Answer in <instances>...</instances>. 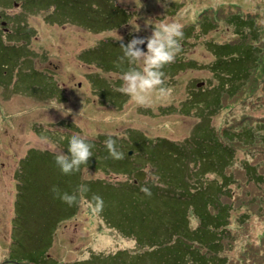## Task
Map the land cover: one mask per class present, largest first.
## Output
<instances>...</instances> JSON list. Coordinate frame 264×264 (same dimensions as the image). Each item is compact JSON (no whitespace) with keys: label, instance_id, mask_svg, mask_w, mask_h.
I'll list each match as a JSON object with an SVG mask.
<instances>
[{"label":"rangeland","instance_id":"374dc122","mask_svg":"<svg viewBox=\"0 0 264 264\" xmlns=\"http://www.w3.org/2000/svg\"><path fill=\"white\" fill-rule=\"evenodd\" d=\"M23 1L17 0L15 7L11 1L10 4L0 2V14L5 16L0 20L7 22L6 27L12 33L8 38L0 33L5 42L4 46L0 44V264H71L87 261L92 256L100 263L118 250L128 252L129 256L135 247L134 240L123 236L117 224L108 226L99 212L93 213L85 196L78 199L73 216L56 220L47 197L49 177L43 170L29 172L34 188L32 192L28 190L37 201L34 200L36 206L42 209L22 208L15 214L21 160L32 153L34 157L39 153L48 156H55L57 151L67 153L68 142L63 139L74 134L92 145L94 140L106 139L103 137L115 140L113 136L121 143L132 131L149 140L166 138L185 142L201 118L197 113L186 114L180 107L181 102L188 98L189 89L213 87L218 83L216 73L209 67L220 55L211 44L228 42L241 47L255 40L263 48L260 67L248 68L242 91L234 92L233 97H224L222 106L211 115L214 131L219 136L225 129L238 132L242 127L238 122L248 116L249 122L264 121V30L254 37L253 31L250 35L230 19L235 13L251 14L264 28V0H184L173 17L167 9L171 3L181 0H107L126 13L122 27L107 30H102L101 23L105 21L95 14L91 13L98 19L94 22L88 15L71 16L65 10L60 20H56L57 13L50 12L52 8L25 12ZM99 8L101 11L102 7ZM207 16L212 25L208 26V32L202 33L199 25ZM173 23L180 25L182 32L196 26L194 37L185 40L182 52V58L196 67H187L172 79H165L164 86L172 90L171 94L164 97L153 94L151 107H139L119 87L122 73L130 66L140 70L142 64L125 61L117 66L123 55L120 45H127L134 37H150L153 27L159 24ZM13 33L15 36L11 38ZM83 35L89 37L82 38ZM234 56H238L239 62L249 59L245 54L235 53L231 57ZM237 66L230 61L226 71L232 73V68ZM242 68H247V64ZM237 142L229 143L236 155L235 169L240 171L238 165L244 162L258 167L264 175V145L258 142L242 147ZM141 170L145 172L143 181L156 180L157 175L148 163ZM79 176L85 182H128L127 174H114L95 163L81 165ZM59 181L61 176L56 172L53 186L62 191ZM234 182L237 184L231 186L233 201L242 206L231 214L233 241L225 256L229 264H241L246 252V264L264 263V242H261L264 205L250 201L253 193H257V198L260 194L264 196V183L258 190L245 184L241 177ZM19 194L22 204H29L23 187ZM23 214L29 219L27 223L19 219ZM241 214L247 215V221L238 224ZM196 224L193 218L192 225ZM31 236H38L40 245L30 248L27 255L28 251L20 245L24 243L27 247L26 240ZM259 248L262 252H255ZM44 253L49 259L41 263Z\"/></svg>","mask_w":264,"mask_h":264},{"label":"trees","instance_id":"16d2710c","mask_svg":"<svg viewBox=\"0 0 264 264\" xmlns=\"http://www.w3.org/2000/svg\"><path fill=\"white\" fill-rule=\"evenodd\" d=\"M10 1L13 7L18 5L17 0H0V2L8 4ZM23 2L25 12L32 9L48 11L52 8L50 12L57 13L56 20H60V15L65 10L71 16L88 15V18L94 22L98 20L92 15L95 14L99 19L105 21L101 20L102 30L119 29L122 27L125 19L124 14H126L121 8L115 7L107 0H24ZM177 2L171 3L167 9L170 17L177 15L178 10L184 4V0L178 2V6ZM52 16L54 18V15ZM230 19L235 23V26L243 30L247 29L250 35L253 31L254 37L264 30L263 26L258 25L251 14L242 16L235 13L230 15ZM3 21L5 20L3 19ZM209 25L212 24L207 16L205 21L199 25L200 31L208 32ZM195 29L196 26H191L182 32L181 51L173 63L162 69L165 74L164 79H172L187 67H196L195 63L186 62L182 58L184 42L186 39L194 37ZM0 31H2L1 27ZM2 41L4 42L0 38V44H3ZM211 46L214 52L220 55L209 67L212 72L216 73L218 83L213 87L204 85L199 89H189L188 98H185L180 105L182 109H185L186 114L197 113L201 118L200 124L193 127L195 131L188 140L183 143L166 138L149 140L140 133L132 131L124 136L122 142L119 143L117 142L118 137L113 136L117 149L124 153L123 159L109 157L105 147L108 137L102 136L106 139L99 142L98 139L93 141V156L89 158L88 163H95L100 169L114 174H127L128 182L104 180L85 182L79 176L80 171L64 175L55 163V156H48L47 153H39L35 157L32 153L21 160L18 167L20 178H18L15 214L21 212L22 208L33 207L32 209L38 211L42 209L36 206L37 201L29 193L34 188V184L29 178V172L43 170L49 177L47 197L52 211L51 215L56 220L61 217L66 219L73 216L78 202L69 206L61 199L56 198L52 192L54 176L57 172L61 176V181H59L62 187L61 193L71 194L79 185H87L89 191L85 194V199L90 202L93 195L102 197L103 208L99 213L108 226L117 224L116 228L123 236L134 240L135 247L130 250L129 256H127L128 252L118 250L100 263L96 261V256H92L87 261L82 260L71 264L230 263L228 256H225V251L230 249V242L233 241V233L230 229L231 214L242 206L233 201L231 186L237 184L234 182L236 178L241 177L245 184L259 190L260 184L264 183V175L259 173L258 167L247 163L244 165V162L238 165L241 170H236L234 167L235 151L233 152L229 148V143L238 141L236 145L242 147L258 142L264 145V121L249 122L246 120L249 116L244 117L238 122V124L242 123L238 132L225 129L219 136L212 128L210 118L215 110L222 106L224 97L230 98V96H234V92L242 91L240 88L247 82L248 68L251 66L260 67L263 48L259 46V43H255V40L251 44L240 45L241 47L236 43L228 42L211 44ZM235 53L245 54L249 59L239 62L238 56L231 57ZM230 61L238 64L237 67L232 68V73L226 71ZM244 63L247 64V68H242ZM116 93L121 94L118 91ZM260 132L263 133L262 136L259 135ZM70 138L63 139V141L68 142ZM86 141L90 143L87 139ZM131 148L136 150L131 151ZM129 152L131 155L128 154ZM146 163L155 171L156 180H134L133 173L141 170ZM22 187L26 191L29 204H22L19 200V191ZM145 187L150 190L151 195H146L141 191ZM253 194L250 201L255 203L256 200L264 205V196L260 194L257 198L255 196L257 193ZM22 216L19 219L27 223L29 219L25 214ZM246 216L245 214L239 215L238 224L246 223ZM193 218L197 221L195 226L192 225ZM19 219L17 218V221ZM263 237L261 242H264ZM26 245L27 247L22 243L20 248L25 252L27 250V255H29L30 248L40 245V238L31 236L26 240ZM255 252H262V249L259 248ZM243 256L246 257L243 258L241 264H246V252ZM43 257L45 258L40 261L41 263L45 259H49L46 253L43 254ZM18 264L29 263L18 262Z\"/></svg>","mask_w":264,"mask_h":264},{"label":"clouds","instance_id":"9594fccd","mask_svg":"<svg viewBox=\"0 0 264 264\" xmlns=\"http://www.w3.org/2000/svg\"><path fill=\"white\" fill-rule=\"evenodd\" d=\"M138 30V29H137ZM183 38L182 28L178 24H159L153 27L150 37H134L127 45L121 43L120 48L123 55L119 58V63L127 61L129 64H142V69L132 67L122 73V84L119 91L129 96L139 107H151L153 94L160 97L171 94V89L165 87L164 72L162 69L175 61L176 56L181 51L180 41ZM122 39V38H118ZM146 43V51L139 46ZM55 108V107H53ZM90 143L80 135H72L68 140L67 153L57 151L55 163L64 175H70L81 170V165L87 166L89 158L93 156ZM108 155L112 159H123L124 153L119 151L116 141L109 138L105 141ZM87 171V168L84 169ZM89 191L87 185H79L73 193H61L59 188L53 187L52 192L56 198L67 203L69 206L78 202ZM142 192L151 195L148 188H142ZM89 209L93 213H98L103 208V199L98 195H93L88 203Z\"/></svg>","mask_w":264,"mask_h":264},{"label":"water","instance_id":"95a60500","mask_svg":"<svg viewBox=\"0 0 264 264\" xmlns=\"http://www.w3.org/2000/svg\"><path fill=\"white\" fill-rule=\"evenodd\" d=\"M144 38V37H138ZM142 50L146 51V43L144 45L139 46ZM131 155V152L128 153ZM133 179L136 181H143L145 179V172L143 170H137L133 173Z\"/></svg>","mask_w":264,"mask_h":264},{"label":"flooded vegetation","instance_id":"af4514ba","mask_svg":"<svg viewBox=\"0 0 264 264\" xmlns=\"http://www.w3.org/2000/svg\"><path fill=\"white\" fill-rule=\"evenodd\" d=\"M1 17H5V16H2V15L0 14V18H1ZM0 25H1L0 27H1V30H2V31H0V33H1L2 36L4 35L5 37H8L10 34H12L11 31H9V30L7 29L6 24H5V21H3V20L1 21V20H0ZM13 35H15V34L13 33ZM13 35H12V36H13ZM1 44H2V43H1ZM4 45H5V43L3 42L2 46H4Z\"/></svg>","mask_w":264,"mask_h":264},{"label":"crops","instance_id":"0c3cea01","mask_svg":"<svg viewBox=\"0 0 264 264\" xmlns=\"http://www.w3.org/2000/svg\"><path fill=\"white\" fill-rule=\"evenodd\" d=\"M87 37H89V36H88V35H86V36L83 35L82 38H87ZM82 38H81V39H82ZM91 39H92V38H91ZM88 47H89V46H88ZM83 49H84V48H83ZM79 52H80V51H79ZM78 54H79V53H78ZM78 56H79V55H78ZM79 57H80V56H79ZM80 59H81V57H80ZM81 60H82V59H81ZM82 61H83V60H82ZM83 63H84V64H87V62H84V61H83ZM77 86L79 87V85H77ZM49 102H51V100H50ZM49 102H48V103H49Z\"/></svg>","mask_w":264,"mask_h":264}]
</instances>
